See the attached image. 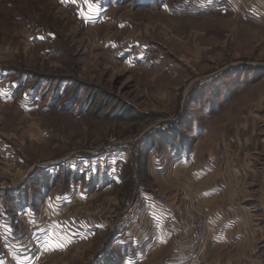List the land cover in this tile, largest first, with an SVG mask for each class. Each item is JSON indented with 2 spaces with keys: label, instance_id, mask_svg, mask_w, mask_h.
I'll list each match as a JSON object with an SVG mask.
<instances>
[{
  "label": "rangeland",
  "instance_id": "1",
  "mask_svg": "<svg viewBox=\"0 0 264 264\" xmlns=\"http://www.w3.org/2000/svg\"><path fill=\"white\" fill-rule=\"evenodd\" d=\"M0 89V222L46 214L66 238L32 264L152 243L142 264H208L176 165L222 143L264 164V0H0Z\"/></svg>",
  "mask_w": 264,
  "mask_h": 264
},
{
  "label": "crops",
  "instance_id": "2",
  "mask_svg": "<svg viewBox=\"0 0 264 264\" xmlns=\"http://www.w3.org/2000/svg\"><path fill=\"white\" fill-rule=\"evenodd\" d=\"M248 141L245 137L244 142ZM221 145L215 150L213 146L203 148L198 155L196 145L179 159L176 169L182 189H178L209 220L212 232L205 258L208 264H264V164L255 161L258 152L239 154L227 144ZM159 205L172 211L169 204ZM162 248L154 243L139 246L132 256L136 264L146 263ZM40 253L45 251H39L38 257ZM32 257L27 253L22 264H32Z\"/></svg>",
  "mask_w": 264,
  "mask_h": 264
},
{
  "label": "built area",
  "instance_id": "3",
  "mask_svg": "<svg viewBox=\"0 0 264 264\" xmlns=\"http://www.w3.org/2000/svg\"><path fill=\"white\" fill-rule=\"evenodd\" d=\"M21 215L22 217L17 218L18 222H0V262H7L8 257L12 255L19 257L28 253L35 244L41 245L40 248L45 247L44 241H51L55 238V234L62 236L59 242L64 246L63 241L66 238L53 227L55 225L51 217L46 214L43 217L32 216L26 212ZM204 225L205 221L199 219L196 226L199 233L204 231ZM191 230L192 226L182 224L179 232L180 234H189Z\"/></svg>",
  "mask_w": 264,
  "mask_h": 264
},
{
  "label": "snow or ice",
  "instance_id": "4",
  "mask_svg": "<svg viewBox=\"0 0 264 264\" xmlns=\"http://www.w3.org/2000/svg\"><path fill=\"white\" fill-rule=\"evenodd\" d=\"M62 3H67L69 2V0H61ZM71 3H75V0H71ZM81 18H85L83 16V13L80 14ZM40 39H43V37H40ZM7 90L6 89H0V96H4L7 95ZM55 227V226H53ZM62 238V236H60V234H55V238H53L51 241L49 240H45L44 244H45V248L46 250H62L63 248V244L60 243V239Z\"/></svg>",
  "mask_w": 264,
  "mask_h": 264
},
{
  "label": "trees",
  "instance_id": "5",
  "mask_svg": "<svg viewBox=\"0 0 264 264\" xmlns=\"http://www.w3.org/2000/svg\"><path fill=\"white\" fill-rule=\"evenodd\" d=\"M24 209V208H23Z\"/></svg>",
  "mask_w": 264,
  "mask_h": 264
}]
</instances>
